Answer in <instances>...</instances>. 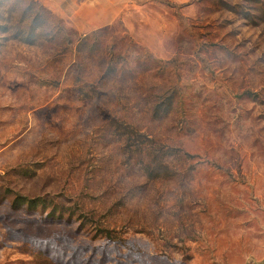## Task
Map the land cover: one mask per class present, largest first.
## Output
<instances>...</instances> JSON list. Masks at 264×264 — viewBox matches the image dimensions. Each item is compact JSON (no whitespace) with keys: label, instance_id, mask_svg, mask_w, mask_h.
<instances>
[{"label":"rangeland","instance_id":"obj_1","mask_svg":"<svg viewBox=\"0 0 264 264\" xmlns=\"http://www.w3.org/2000/svg\"><path fill=\"white\" fill-rule=\"evenodd\" d=\"M104 28L0 0V264H264V0Z\"/></svg>","mask_w":264,"mask_h":264},{"label":"crops","instance_id":"obj_2","mask_svg":"<svg viewBox=\"0 0 264 264\" xmlns=\"http://www.w3.org/2000/svg\"><path fill=\"white\" fill-rule=\"evenodd\" d=\"M85 34L112 25L132 0H43Z\"/></svg>","mask_w":264,"mask_h":264},{"label":"trees","instance_id":"obj_3","mask_svg":"<svg viewBox=\"0 0 264 264\" xmlns=\"http://www.w3.org/2000/svg\"><path fill=\"white\" fill-rule=\"evenodd\" d=\"M107 28V27H106ZM105 29V28H104ZM88 35H86V37H87Z\"/></svg>","mask_w":264,"mask_h":264}]
</instances>
